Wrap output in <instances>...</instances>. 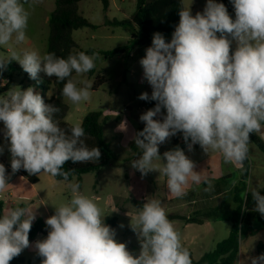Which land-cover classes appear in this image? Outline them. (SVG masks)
I'll return each mask as SVG.
<instances>
[{"label": "clouds", "instance_id": "obj_1", "mask_svg": "<svg viewBox=\"0 0 264 264\" xmlns=\"http://www.w3.org/2000/svg\"><path fill=\"white\" fill-rule=\"evenodd\" d=\"M230 2L235 19L216 0H207L203 12L195 15L191 6L182 7L170 42L162 33H154L151 46L139 61L142 82L146 81L152 92H142L138 99L156 101V105L139 117L145 127L132 137L140 155L132 160L131 167L142 176L158 171L167 177V188L177 198L186 194L190 182L206 183L205 191L212 185L202 172L194 170L195 163L183 149L177 146L164 152L162 158L159 145L182 133L189 151L199 144L205 153L219 152L226 164L243 172L244 162L249 159L250 133L264 139V0ZM27 3L0 0V45L25 41ZM100 58L99 53L88 55L83 51L63 58L53 52L41 55L37 50L25 49L22 54L13 51L10 58H0V71L15 60L33 80L44 72L55 76L57 82L67 81L61 95L79 104L90 100L93 82L81 80L82 86L78 87L72 74L90 72ZM59 112L60 108L46 104L33 87H13L0 96V121L9 142L12 174L24 169L29 175L47 173L68 181L74 169L65 171L67 162H96L101 158L98 147L89 148L85 143L81 124L70 131L60 127L56 119ZM3 151L0 146V154ZM162 159L166 161L162 166L154 163ZM9 178L0 163V193L10 185ZM247 184L245 201L250 195L254 211L264 216V195L253 187L250 177ZM68 187L71 199L54 206L55 213L45 220L47 237L34 243L43 258L41 264H192L190 251L183 246L161 201L146 199L130 217V227L141 249L134 256L126 243L117 241L115 230L104 223L100 207L80 192V185L69 183ZM35 219L36 212L20 206L0 216V264H10L30 247L29 232ZM248 261L264 264V254L246 256L237 264Z\"/></svg>", "mask_w": 264, "mask_h": 264}, {"label": "rangeland", "instance_id": "obj_2", "mask_svg": "<svg viewBox=\"0 0 264 264\" xmlns=\"http://www.w3.org/2000/svg\"><path fill=\"white\" fill-rule=\"evenodd\" d=\"M206 2L207 0H184V7L191 6L192 14L195 15L199 11V6L201 4L205 6ZM24 6L29 13L26 39L20 45L15 43L6 46L0 45V58H10L13 51L22 54L25 49L37 50L41 55L47 51L48 20L55 8V0H28ZM135 10L136 0H109L107 10L104 9L100 0H82L78 5L79 14L98 28L76 30L73 32V38L82 50L107 51L127 45L133 29L107 24V22L130 18ZM172 33L163 34L167 42H170ZM151 44L152 39L147 45H137L133 49L132 58L128 59V63H126V56L122 53L111 59H104L99 55L101 58L95 61L92 73L75 74L73 77L78 82V87L82 86L79 84L81 80L92 81L94 85L98 75H103L106 78L105 84L97 90H91L92 95L88 101L73 104L64 97V102L70 108L65 121L73 126L77 123L81 124L85 115L92 111L108 116L109 120L104 125V133L114 153V157L98 173H89L83 176V184L79 190L97 203L102 211V219L105 218L104 223L115 230L117 241L126 243L128 250L134 256H138L141 249L137 235L130 227V217L140 210L146 199L161 201L167 216L189 213L191 216L203 220V224H191L187 228L181 220L172 221L180 233L183 246L192 252L195 261H199L204 254L213 250L230 233L232 213L235 208L233 189L241 180L242 173L239 167L226 164L219 152L210 150L207 154L199 144L194 145L192 151L187 150L188 148L183 149L185 155L195 163L194 170L202 172L212 187L211 190L205 191V188L208 187L206 183L194 184L190 182L187 186L189 193L187 192L182 197L189 201V207L181 208V205L177 203V197L171 200L170 193L166 191L167 177L160 175L158 171H152L146 176H142L139 171L131 167L132 160L138 158L136 153L140 152L132 137L145 127L144 122L139 119L140 115L151 109L143 106L142 100L138 99L142 92H148L149 95L152 92L151 86L146 81L142 82L143 69L139 63L146 54L145 50ZM235 48L236 43L233 42L232 50L234 51ZM8 66L12 77L8 90L13 87L21 89L33 87L43 98V86L40 80L53 81L55 79V76L49 77L44 72H40L39 80H33L15 60L10 61ZM7 82L0 76V96L7 93L8 90L3 91ZM37 83L38 85H36ZM54 91L55 88H52L47 93L48 99H51ZM48 94L51 96L49 97ZM162 112L166 114V110H162ZM156 118L160 119L161 117ZM3 129V122L0 121V146L4 148L3 153L0 154V163L5 166L6 173L10 176L8 180L10 185L3 193H0V200L5 202L4 214L21 204L28 208L33 202L44 201L49 213L47 214L42 208L39 210L40 218L45 222L46 218L55 213L54 206L67 203L71 199L72 192L68 184L76 183V178L71 181H58L47 173H40L37 176L29 175L24 169L12 174L11 154L8 151L9 142L4 138ZM258 135L260 136V134ZM174 138L183 139L182 133H177L167 142L159 145V154L162 158L164 152L174 149ZM249 148V177L252 179L253 187H258L261 190L264 188V152L251 139ZM163 162L166 161L163 159L154 161L161 166ZM18 173H21L22 176H18ZM26 176H36L38 178L37 185H32L25 180ZM195 199H199L200 202L193 204L192 201ZM28 209L30 210V208ZM115 209L119 210L113 212ZM197 210L201 211L194 213ZM108 219H116L115 225ZM121 224L124 225L123 228L120 227ZM254 226L258 230V234L242 243V252H246L247 256L252 257L256 256L255 247L260 242L264 244V228L259 223ZM46 237L40 236L37 240H43ZM29 242L30 247L24 249L17 256L24 259L26 263L37 261L35 242L33 240H29ZM243 255L245 256V254ZM243 255L242 257L240 255L242 260L245 259ZM10 264L23 263L18 259H13Z\"/></svg>", "mask_w": 264, "mask_h": 264}, {"label": "trees", "instance_id": "obj_3", "mask_svg": "<svg viewBox=\"0 0 264 264\" xmlns=\"http://www.w3.org/2000/svg\"><path fill=\"white\" fill-rule=\"evenodd\" d=\"M82 0H55V8L51 12L48 25L49 37L46 53L53 52L58 57L67 58L69 54H76L85 52L88 55L99 53L104 59H111L118 54H124L128 59L132 58V51L137 45H147L152 39V34L160 32L164 35L174 32L175 27L179 24V12L184 7V0H136V10L130 18L123 20L108 21L107 24H114L117 26L131 27L132 35L127 45L107 50L100 51L95 49L82 50L78 43L73 38V32L83 28L97 29L98 26L91 24L86 18L79 14L78 5ZM104 9L109 7V0H100ZM217 3H223L229 15L235 19L234 7L230 0H216ZM219 35V34H218ZM7 68L0 71L2 80L8 81L3 91H7L12 80L11 74ZM91 73L93 70L90 71ZM76 73L73 72L72 79ZM39 77V76H38ZM39 80V79H38ZM64 82H57V78L53 81H43L40 83L43 86V99L46 104H52L60 108L56 119L59 121L60 127L66 131H70L72 125L65 122L70 108L64 102V97L61 95ZM107 82L103 75H98L95 79L93 90H97ZM38 85V83L36 84ZM55 88L51 99L47 98V93ZM143 106L154 108L156 101H144L141 103ZM164 110V109H162ZM109 120L108 116H103L101 112L92 111L85 115L82 120L81 126L85 131V143L89 148L98 147L101 151V158L96 162L77 163L73 164L71 161L64 165V170L74 169L72 175L69 176L68 181L76 178V183L80 185L83 183V176L89 173H98L103 166H105L113 157L114 153L111 149L110 143L107 141L104 133V125ZM250 139L264 152V141L256 133H250ZM180 147L186 149L187 146L184 142L178 140L173 141V148ZM245 171H241L242 177L239 183L234 186L233 200L235 208L232 213V226L229 235L219 242L215 248L204 254L199 261H195L191 254L192 264H237V260H241L242 243L248 239L256 236L258 230L254 224L259 223L264 228V216L254 211V202L249 195L245 201L244 193L247 190V180L249 178V159L244 162ZM58 181H64L62 177H54ZM28 181L32 184L38 183L36 176L28 177ZM261 195H264V188L260 190ZM4 202L0 201V216L4 215ZM25 207L24 204L19 205ZM13 209V208H12ZM169 220H185L187 223L197 222L195 219L169 215ZM110 223L115 225L116 219H108ZM39 234H48L47 226L42 218H37L32 224L29 232V240L35 239ZM264 254V244L260 242L256 247V256ZM14 259L20 260L23 264H41L42 257L37 254V261L27 262L15 257ZM11 263V261H10Z\"/></svg>", "mask_w": 264, "mask_h": 264}, {"label": "crops", "instance_id": "obj_4", "mask_svg": "<svg viewBox=\"0 0 264 264\" xmlns=\"http://www.w3.org/2000/svg\"><path fill=\"white\" fill-rule=\"evenodd\" d=\"M204 7L205 6H203L202 4L199 6V11L198 12H203V9H204ZM129 43V42H128ZM127 43V44H128ZM65 120H66V118H65ZM65 122H67V121H65ZM80 122V121H79ZM68 123V122H67ZM73 126V125H72ZM176 138H174V140H175ZM176 140H178L179 142H182L183 141V139H180V138H178V139H176ZM187 149V148H186ZM188 150V149H187ZM139 155H140V152H137L136 153V156H138L139 157ZM18 176H22V174L21 173H18L17 174ZM85 176V175H84ZM28 177H30V176H26V177H24V179L25 180H27L28 181ZM223 177H225V176H223ZM220 178H222V177H220ZM29 182V181H28ZM30 183V182H29ZM32 184V183H31ZM83 184V183H82ZM32 185H37V183L36 184H32ZM198 186V185H197ZM82 187V186H81ZM192 189V188H191ZM166 191L168 192V193H170L169 192V190H168V188H167V182H166ZM187 192L189 193V188H187L186 189V194H187ZM169 197H171V200H173L174 198H175V196H173L171 193H170V196ZM204 200V199H203ZM1 201V200H0ZM4 202V201H3ZM200 202V200L199 199H195V200H193L192 201V203L193 204H198ZM177 203L178 204H180L181 205V208H187V207H189V201H187V200H185L184 198H182V197H180V198H177ZM4 204H5V202H4ZM27 208V207H26ZM28 208H30V210L32 211V212H36V219L37 218H40L41 217V212H40V210H39V208H42L47 214L49 213L48 212V209L46 208V206H45V204H44V201H40V203H37V202H33L31 205H29V207ZM201 210H197V211H195L194 213H198V212H200ZM173 215H177V216H181V217H185L186 219H188V218H191V219H195L197 222H195V223H187L185 220H181V221H183V223H184V225H185V227L187 228V227H189L191 224H199V225H201V224H203L204 223V221L203 220H201V219H199V218H197V217H194V216H191V214H189V213H187L186 215L185 214H173ZM170 221H175V220H170ZM40 236H47V234H39L35 239H33V242H36L37 241V239L40 237ZM257 247V246H256ZM256 247H255V253H256ZM243 254H245V256L243 255ZM243 254H241V257H242V255H243V257H246L247 255V253L246 252H244ZM241 260H242V258H241ZM251 262H249V263H247V264H250Z\"/></svg>", "mask_w": 264, "mask_h": 264}]
</instances>
